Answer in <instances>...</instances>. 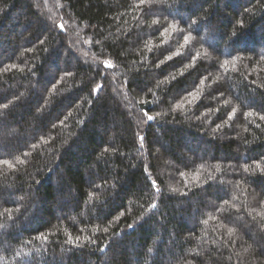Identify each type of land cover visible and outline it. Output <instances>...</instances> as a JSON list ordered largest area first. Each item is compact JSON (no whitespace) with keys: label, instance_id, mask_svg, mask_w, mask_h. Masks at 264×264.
<instances>
[{"label":"trees","instance_id":"1","mask_svg":"<svg viewBox=\"0 0 264 264\" xmlns=\"http://www.w3.org/2000/svg\"><path fill=\"white\" fill-rule=\"evenodd\" d=\"M262 116L264 0H0V264H264Z\"/></svg>","mask_w":264,"mask_h":264},{"label":"snow or ice","instance_id":"2","mask_svg":"<svg viewBox=\"0 0 264 264\" xmlns=\"http://www.w3.org/2000/svg\"><path fill=\"white\" fill-rule=\"evenodd\" d=\"M172 27H173V29H175V28H176V25H172ZM186 39H187V38H186ZM192 96H193V98H195V97H196V93L193 92V93H192ZM249 115H251V113H249ZM148 119L151 120V119H153V118H152L151 116H148ZM261 119H264V116H262ZM140 139H141V141H143V137H141ZM4 163H7V161H4ZM154 207H155V205H154Z\"/></svg>","mask_w":264,"mask_h":264}]
</instances>
